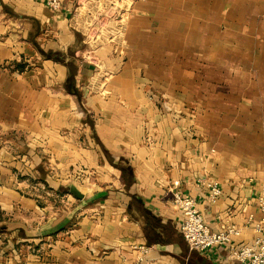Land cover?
<instances>
[{
  "label": "crops",
  "instance_id": "obj_1",
  "mask_svg": "<svg viewBox=\"0 0 264 264\" xmlns=\"http://www.w3.org/2000/svg\"><path fill=\"white\" fill-rule=\"evenodd\" d=\"M76 4L0 0V264H243L191 248L172 195L235 245L255 234L264 0H133L90 62Z\"/></svg>",
  "mask_w": 264,
  "mask_h": 264
},
{
  "label": "built area",
  "instance_id": "obj_2",
  "mask_svg": "<svg viewBox=\"0 0 264 264\" xmlns=\"http://www.w3.org/2000/svg\"><path fill=\"white\" fill-rule=\"evenodd\" d=\"M132 2L133 0H77L74 22L87 38L89 47L85 59L88 62L102 45L117 44L122 38ZM46 4L52 10H59L63 7V0H46ZM112 72L111 68L97 64L89 85L96 82L98 84L95 87L103 88ZM198 181L206 184L202 177ZM172 185L176 186L177 182ZM206 185L208 198L215 202L221 195L218 182L213 181ZM172 202L181 215L179 230L191 248L205 250L216 245H228L231 255L239 258L243 264H264V194L257 196L259 218L250 216L249 223L255 234L249 242L239 245L233 243V237L240 229L234 224H228L220 230H212L205 222L193 196L181 194L174 189ZM140 249L145 251L142 247Z\"/></svg>",
  "mask_w": 264,
  "mask_h": 264
},
{
  "label": "rangeland",
  "instance_id": "obj_3",
  "mask_svg": "<svg viewBox=\"0 0 264 264\" xmlns=\"http://www.w3.org/2000/svg\"><path fill=\"white\" fill-rule=\"evenodd\" d=\"M92 60H93V59H92ZM92 74H93V73H92ZM92 74H91V75H92ZM88 83H89V82H88ZM97 84H98V83L94 82L92 86H94V85L97 86Z\"/></svg>",
  "mask_w": 264,
  "mask_h": 264
}]
</instances>
